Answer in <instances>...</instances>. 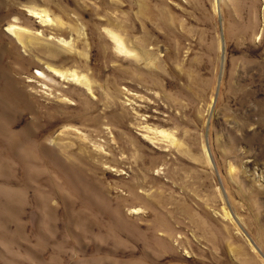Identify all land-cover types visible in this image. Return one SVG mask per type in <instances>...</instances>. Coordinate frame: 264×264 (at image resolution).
Returning <instances> with one entry per match:
<instances>
[{
  "label": "rangeland",
  "instance_id": "374dc122",
  "mask_svg": "<svg viewBox=\"0 0 264 264\" xmlns=\"http://www.w3.org/2000/svg\"><path fill=\"white\" fill-rule=\"evenodd\" d=\"M0 264H264V0H0Z\"/></svg>",
  "mask_w": 264,
  "mask_h": 264
},
{
  "label": "bare ground",
  "instance_id": "6f19581e",
  "mask_svg": "<svg viewBox=\"0 0 264 264\" xmlns=\"http://www.w3.org/2000/svg\"><path fill=\"white\" fill-rule=\"evenodd\" d=\"M31 9V13L33 15H35L36 17H43L42 20L44 21H50L52 20L49 16L48 13L44 10V9H34V8H30ZM10 29L12 30L13 34L15 35V37L17 38L18 41L22 40L20 37L23 36L21 29H19L18 27L14 26V25H10ZM45 31V30H44ZM113 40L117 43V47L119 49H122L124 51L129 52L128 49H125V46L123 45V43L121 42V40L119 39L118 36H116L115 34H112ZM55 72L60 75L61 77H66V78H77L79 79L81 82H83L88 88L89 85L84 81V78H80L78 75H76L75 72H64L62 70L59 69H54ZM72 75V76H71ZM160 132H163L162 130H160Z\"/></svg>",
  "mask_w": 264,
  "mask_h": 264
}]
</instances>
